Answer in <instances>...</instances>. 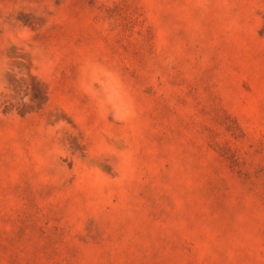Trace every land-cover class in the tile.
Wrapping results in <instances>:
<instances>
[{"label":"rangeland","instance_id":"rangeland-1","mask_svg":"<svg viewBox=\"0 0 264 264\" xmlns=\"http://www.w3.org/2000/svg\"><path fill=\"white\" fill-rule=\"evenodd\" d=\"M0 264H264V0H0Z\"/></svg>","mask_w":264,"mask_h":264}]
</instances>
